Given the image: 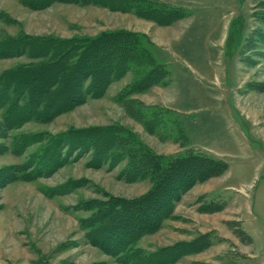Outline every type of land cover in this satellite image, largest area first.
Instances as JSON below:
<instances>
[{
    "label": "rangeland",
    "instance_id": "1",
    "mask_svg": "<svg viewBox=\"0 0 264 264\" xmlns=\"http://www.w3.org/2000/svg\"><path fill=\"white\" fill-rule=\"evenodd\" d=\"M28 1L0 0V45L25 36L95 38L128 30L147 37L139 38V50L151 56L102 97L52 120L9 130L0 108V264H142L93 245L83 226L102 209L154 188L126 156L99 164L88 152L32 179L25 177L32 168L20 171L42 145L22 150L24 136L108 128L124 150L152 151L166 158L163 164L189 149L229 164L224 175L169 198L159 226L138 233L132 251L175 250L167 264H264V20L257 16L264 0H150L180 8L184 18L170 26L96 5L34 9ZM16 53L0 57V76L46 61ZM153 66L170 73L169 84L131 90Z\"/></svg>",
    "mask_w": 264,
    "mask_h": 264
},
{
    "label": "trees",
    "instance_id": "2",
    "mask_svg": "<svg viewBox=\"0 0 264 264\" xmlns=\"http://www.w3.org/2000/svg\"><path fill=\"white\" fill-rule=\"evenodd\" d=\"M28 2L30 3L27 4L34 9H44L56 2L82 6L96 5L113 11L136 13L139 17L169 26L184 18L180 8L150 0H136L137 7H133L135 0ZM258 11L257 16L264 20V1L259 5ZM139 38L147 39L140 33L116 30L105 32L95 38L60 39L25 36L18 41L0 45V57L17 51L16 54L24 53L32 59L46 60L35 67L14 70L0 76V108L5 110L3 117L5 126L9 130H15L30 121H49L72 110L88 98L102 97L113 82L133 71L132 65L137 60L150 58V53L139 50ZM169 75L166 69L154 67L143 78L135 80L131 90L141 92L153 85H168ZM120 141L121 137L119 134L116 135L112 128L101 131L70 130L50 139H45L43 134L24 136L21 138L22 150L32 143L38 142L42 145L20 171L32 168L25 176L26 179H32L49 176L88 152L93 153L94 161L99 164L109 159L116 163L122 160V156H126L130 167L138 169L140 177L154 179L155 186L150 194L141 200L124 201L116 207H109V210L102 209L99 216L88 219L89 223L83 225L84 228H88L87 237L90 243L104 248L103 250L113 256L127 252L124 254L126 260L127 257L129 259L136 257V261L139 260L142 264H167L174 260L175 250H164L151 256H138L136 253L139 251H132L131 246L138 238V233L150 232L159 226L165 210L171 206L169 198L174 201L175 195L185 192L195 183L224 175L229 170V164L193 149L163 164L166 158L137 147L133 150L127 148L124 150L118 146ZM5 176L3 173L4 179ZM66 187L68 186L61 188Z\"/></svg>",
    "mask_w": 264,
    "mask_h": 264
},
{
    "label": "bare ground",
    "instance_id": "3",
    "mask_svg": "<svg viewBox=\"0 0 264 264\" xmlns=\"http://www.w3.org/2000/svg\"><path fill=\"white\" fill-rule=\"evenodd\" d=\"M43 3H44V2H43ZM81 59H82V58H81ZM83 59H84V58H83ZM80 95H81V94H80ZM67 97H68V96H67ZM76 97H77V96H76ZM73 98H74V97H73ZM79 98H80V97H79ZM71 101H72V100H71ZM71 101H70V102H71ZM63 103H64V102H63ZM68 103H69V102H68ZM77 103H78V102H77ZM70 105H71V104H70ZM70 105H69V106H70ZM72 106H73V105H72ZM64 107H65V106H64ZM64 107H63V108H64ZM63 108H62V109H63ZM96 129H97V128H96ZM93 131H94V130H93ZM91 133H92V132H91ZM93 133H94V132H93ZM82 154H83V153H82ZM97 166H98V165H97ZM146 198H147V197H146ZM152 198H153V197H152ZM140 200H141V199H140ZM145 201H146V200H145ZM147 202H148V201H147ZM128 205H129V204H128ZM146 205H147V204H146ZM146 207H147V206H146ZM150 208H151V207H150ZM116 213H117V212H116ZM146 216H147V215H146ZM103 249H104V248H103Z\"/></svg>",
    "mask_w": 264,
    "mask_h": 264
},
{
    "label": "crops",
    "instance_id": "4",
    "mask_svg": "<svg viewBox=\"0 0 264 264\" xmlns=\"http://www.w3.org/2000/svg\"><path fill=\"white\" fill-rule=\"evenodd\" d=\"M165 3H171V2H166V1H164ZM172 4V3H171ZM173 5V4H172ZM175 6H178V7H183L182 5H175Z\"/></svg>",
    "mask_w": 264,
    "mask_h": 264
}]
</instances>
